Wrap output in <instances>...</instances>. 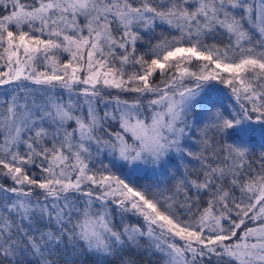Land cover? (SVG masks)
Returning a JSON list of instances; mask_svg holds the SVG:
<instances>
[{"label": "snow or ice", "instance_id": "obj_1", "mask_svg": "<svg viewBox=\"0 0 264 264\" xmlns=\"http://www.w3.org/2000/svg\"><path fill=\"white\" fill-rule=\"evenodd\" d=\"M256 137L264 0H0V264H264Z\"/></svg>", "mask_w": 264, "mask_h": 264}, {"label": "trees", "instance_id": "obj_2", "mask_svg": "<svg viewBox=\"0 0 264 264\" xmlns=\"http://www.w3.org/2000/svg\"><path fill=\"white\" fill-rule=\"evenodd\" d=\"M218 102H222L227 105L229 100L223 96H218ZM208 113L204 110L202 104H197L188 113L186 119L191 126L192 136L185 140L187 145H191L193 151L198 150V145L195 144L196 137L198 136V129L203 127L204 122L207 120ZM231 142V141H230ZM252 151L250 156H258L261 151H264V143H262L259 137H256L250 144ZM198 167V162L185 157L183 160L179 156H174L172 163L168 166L169 171L175 174L176 179L170 181V185H175L176 182L184 175L185 171L195 176V169ZM124 259L128 264H161L159 254H153L151 250H145L143 247L136 249L135 251H126L120 253L118 256L110 257L109 264H119L120 259ZM75 259L76 264H93V261L84 256L79 258L66 256L63 250L60 252L57 259V264H64L66 260ZM213 264L215 262L213 261Z\"/></svg>", "mask_w": 264, "mask_h": 264}]
</instances>
